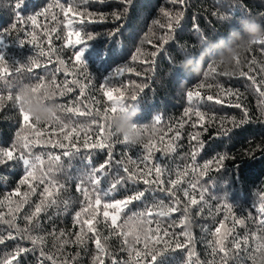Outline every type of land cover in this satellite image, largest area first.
<instances>
[{"label": "trees", "instance_id": "trees-1", "mask_svg": "<svg viewBox=\"0 0 264 264\" xmlns=\"http://www.w3.org/2000/svg\"><path fill=\"white\" fill-rule=\"evenodd\" d=\"M17 2L0 0V56L8 68L7 73L0 68V148L17 143L18 134L26 136L31 141V152L24 150L25 155L30 159L41 155L45 172L50 163L49 154L60 157L52 163L53 170L48 176L63 186L54 196L57 203L44 206L29 224L25 215L33 213L44 199L45 185L33 181L36 191L15 214V224L22 230L30 228L33 236H43L44 242L35 251L20 255L19 264H38L40 248L52 254L57 264L62 261L94 264L98 250L87 225H84L83 245L69 243L57 251L60 244L56 236L64 231L67 235L61 240H75L81 227L74 223L76 213H81L83 221L92 212V209L87 213L82 211L86 205L77 190L79 178L92 167L109 163V155L113 159L106 171L110 175L119 172L124 179L104 200L126 199L137 191L144 192L140 200L132 201L118 214L108 209L109 217L117 214V224L123 225L146 208L153 211L141 218L151 223H142L135 230L141 234L140 241L135 242V236L129 235L125 243L119 229L114 233L106 226L103 206H93L97 214L96 232L108 253L101 256L103 264L113 261L116 264H240L241 259L244 264H262L264 97L256 89L259 86L264 91V45L259 44L264 39L251 37L264 33V16L260 15L264 13V0H185L183 4L171 0H132L130 4L121 0H89L78 5L84 16L69 13L68 18L54 6L57 0H26L20 9L16 8ZM59 2L67 6L72 0ZM45 9L49 10L45 12ZM163 10L171 13V20ZM229 10L234 11L232 19L219 18L220 13ZM245 10H250L252 15H243ZM177 13L181 14L178 24ZM31 16L36 17L35 24L29 19ZM169 23L171 29L167 27ZM76 32L80 33L79 37ZM81 37L82 42H78ZM235 48L239 50L229 52ZM42 49L44 56L40 55ZM78 53L82 54V63L75 60ZM33 60L38 64H33ZM61 60L63 64L59 63ZM118 69L126 70L118 72ZM249 76L254 77L255 84ZM29 84L34 96L43 97V106L58 113L54 122L36 120L27 110L17 92ZM113 87L123 91L128 109L139 110L133 122L148 123L154 129L151 139L133 146L112 128L107 130L103 112L112 101L103 91ZM189 92L200 95L189 100ZM133 95L137 97L135 101L131 99ZM209 96L213 99L209 100ZM237 102L241 107L234 106ZM21 108L29 117L27 122ZM68 108L79 111H66ZM196 111L204 114L203 121L195 115ZM157 115L162 120L154 125ZM71 128L85 130L65 139L64 132ZM108 131L112 133L107 141L110 147H93V142L104 143L100 138ZM194 134H198V140L191 139ZM149 143L155 147L150 159L143 161V156L148 154L145 145ZM169 143L171 150H166ZM221 156L223 160L218 159ZM120 161L123 164L117 163ZM138 165L143 171L160 166L166 182L176 180L177 173H185L176 185V197L159 191L156 185L128 179L123 168L138 171ZM204 165L208 168L204 169ZM24 175L20 160L0 164V201L4 202L0 212L7 213L5 198L9 193L17 188L22 193L29 191L27 184L19 183ZM154 176L153 171L146 178L151 180ZM197 182V188L193 189L191 184ZM200 186L208 189L203 200ZM163 187L171 186L165 183ZM181 190H187L197 203L190 204ZM177 197L181 203L172 204ZM19 199L12 197L13 207ZM161 202L179 210L161 216L159 209L153 207ZM185 205L189 209L187 214ZM37 222L39 227L35 226ZM110 223L109 219L107 224ZM0 229L5 230L4 235L8 231L16 234L6 224H0ZM144 232L151 237L147 247ZM185 232L190 233V240ZM178 244L183 246L177 247ZM16 245L33 248L28 239L6 240L0 244V260L9 257ZM190 251L194 253L191 257ZM136 252L140 255L136 256ZM11 264H17V260H11ZM44 264L52 262L44 260Z\"/></svg>", "mask_w": 264, "mask_h": 264}, {"label": "snow or ice", "instance_id": "snow-or-ice-1", "mask_svg": "<svg viewBox=\"0 0 264 264\" xmlns=\"http://www.w3.org/2000/svg\"><path fill=\"white\" fill-rule=\"evenodd\" d=\"M26 0H18L16 4V8L20 9L24 6ZM89 0H72L71 3H69L67 6L65 4L60 3L59 0H57L56 4L54 5L55 7L60 8V10L64 13V16L66 18L69 17V13L74 14L75 16H84L85 13L82 12L79 9V4H86L88 3ZM100 2H103V0H100ZM123 3L130 4L132 0H121ZM172 3L176 4H183L185 0H171ZM53 7V5H49V8ZM49 9H45V12H47ZM234 13L233 10H229L228 12L220 13L219 18L223 17H230L232 19V14ZM43 14V13H41ZM163 14L168 17L170 20L172 19L171 13L167 10H163ZM89 17H91V13H87ZM243 15H252L250 10H245ZM260 15L264 16V13H261ZM19 18V17H18ZM119 18V17H117ZM181 18V14L177 13L175 17V23H179V20ZM29 19L32 21L33 24L36 22V17L31 16ZM71 23V20L69 19L68 21ZM169 29L172 28V23H169L167 25ZM78 37L80 36L79 32L75 33ZM91 36H88V39H91ZM35 39V37H33ZM164 39V42H166V38ZM83 38L81 37V40L78 42H82ZM259 44L264 45V41L259 42ZM139 52L140 50L137 49ZM41 56L45 55V52L43 49L40 52ZM154 55V54H153ZM82 54H76L75 60L77 63H82ZM135 59V57H133ZM239 62V60H237ZM33 64H38V61L33 60ZM60 64H63V61H59ZM0 68L3 69L5 73L8 72L7 66L4 64V58L0 56ZM30 70V69H29ZM126 69H118V72H123ZM17 72L20 71L19 68L16 69ZM210 71L215 72L214 68H211ZM241 75H245V73L241 72ZM249 79L253 80V83L255 84L256 81L254 77L249 76ZM55 81H53L54 83ZM40 85H38L39 87ZM259 94L264 97V91H261L259 86H257L256 89ZM116 92L117 96L114 98L113 93ZM103 94L108 97L110 101H112L111 105L106 106L104 112H103V117L104 120L107 124V130L111 129V119L121 111H124L127 107L128 104L124 103L123 101V91H121L120 88L118 87H113V88H106L103 91ZM230 95H233L235 93H227ZM188 99L191 100L193 96H199V92L192 93L189 92L188 94ZM238 95V94H235ZM133 101L137 99L135 95L131 97ZM209 100L213 99L212 96L208 97ZM217 103L220 101L217 100ZM235 107H241V104L237 102ZM66 111L72 112V111H79L78 109H73V108H68ZM245 116H247V109H244ZM21 114L23 116V120L27 122L29 120V117L25 114L23 109L21 108ZM185 115H188V110H186ZM195 115L199 118L200 121H203L205 119L204 114H202L199 111L195 112ZM162 117L157 115L154 117V125H159L161 123ZM63 127L67 128L70 127L69 125H64ZM195 127V124L193 125ZM63 130V129H62ZM85 130L84 128H71L70 131L64 132V138L68 139L69 136H71L73 133H79V131ZM37 135L39 133H36ZM99 134V132H98ZM112 133L108 131V134L105 136H102L100 139L101 141H104V143H99V142H93V147H105L109 146L107 145V141L110 138ZM179 133H176V136L178 137ZM191 139L193 140H198V134H194ZM18 142L11 145L8 148H0V164H6L9 161L12 160H20L22 161L24 168H25V175L23 178L19 181L21 185L27 184L29 191L27 192H21L19 188L14 190V192L9 193V195L5 198L7 203H8V209L7 213L0 212V224H6L8 228L15 229L16 234L14 235L12 231H8L7 235H4V229H0V244L4 243L6 240L10 239H16L17 237L21 239H28L31 241L33 244V248L27 249L23 248L20 245H16L14 251L10 254L9 257H6L2 260H0V264H11V260L16 259L17 264H19V260L17 259L20 255H22L25 252H32L36 250V246L43 244L44 242V237L40 235L33 236L31 234V229L30 228H25V229H20L16 226L15 221L17 219L16 213L20 210V208L27 202V198L31 193H34L36 191V186L33 183V181L37 182L38 184H43L45 185L43 188V195L44 199L41 201L40 205H37L35 207V210L31 214H26L24 219L29 222V224L32 223L34 217L41 213L42 208L46 205H54L57 203L56 199L54 198L55 194L59 191L62 185H58V183L55 181L54 178H50L48 176L49 172H52V163H55L60 159L59 156H54L49 154L48 160H49V167L47 172H45L42 168V165L44 164V160L41 155H36L32 157L31 159L29 158L28 155H25V151L27 150L28 153L30 154L31 152V141L28 140V138L24 135L18 134L17 137ZM125 142V141H124ZM161 142H163V137H161ZM58 146H63V145H58ZM194 146V147H198ZM155 147V145L149 143L145 145V149L147 150L148 154L143 156V161H148L150 159V153L152 149ZM166 150H171V143H169L168 148ZM18 153V154H17ZM65 155H68V153H64ZM113 157L111 155L108 156V162L110 163L112 161ZM192 159L195 160V151L193 152ZM219 160H223L224 157L221 156L218 158ZM135 163V161H131ZM89 163H91L89 161ZM109 163L101 164L98 167H92L88 172L84 173V175L79 178V183L77 186V190L81 193V195L84 197V202H85V207L82 209L83 212H89L90 209H92V212L89 214L87 218H85L83 221L80 220L81 213L77 212L75 217H74V223L75 224H80V231L75 234V240H70V239H60L61 237H65L67 234L64 231H60L59 234L56 236L57 241H59L60 247L57 249V251H62V246L69 244V243H76L78 245H83L86 243V233L84 229V225H87V232L93 233L92 239H94L96 248L98 250V254L93 258L94 259V264H103V261L101 260L102 255H107L108 253L106 252L105 246L101 243V239L99 235L96 232L95 228V222H96V212L93 206L99 207L103 206L104 212H103V217L105 218V223L106 226L111 227L114 230V233L117 232V229H119L118 234L123 236L124 242L127 243V237L129 235H134L135 236V242H139L141 239V234L137 233L135 230L138 228L142 223H151L150 220H142V217L150 216L152 214L153 209L152 208H146L144 212L139 213L135 215L134 217H130L123 225H118V213L122 212L125 207L129 203H131L134 200H140L144 196L143 191H137L135 194L127 197L126 199H120V200H115V201H105L104 198L108 197L111 195V193L117 189V186L120 185L123 181V177L120 176L119 172H117L114 175H110L106 169L109 167ZM118 164H123V161L117 162ZM139 169V165L137 166ZM208 165H204V169H207ZM123 171L125 173H128V179L133 180L134 182H142L145 185H156L157 189L162 192H166L169 196L176 197V185L180 184L181 180L180 177L184 175L185 173H177V179L176 180H168L167 182L163 179L164 175V169H162L160 166L154 165L153 167L147 168V171H143L142 169H139L138 171H131L127 167L123 168ZM153 171L155 172V176L149 180L146 177L151 176ZM193 171H195V166L193 167ZM202 174V173H201ZM167 183L171 187L165 188L163 185ZM102 184H107V187H101ZM197 183L191 184V187L193 189L197 188ZM183 191V195L185 197L189 198V203L190 204H196L197 200L192 199L190 196V193L187 190H181ZM208 191V189L204 186H200V199L203 200L204 193ZM19 197L20 199L15 202V207H13V201L12 197ZM4 202L0 201V205H2ZM181 203L180 199L177 197L172 200V204L174 205H179ZM154 208L159 209V215L164 216L168 215L171 212L179 210L176 207H171L168 205H164L163 202H161L158 205H154ZM227 207V205H225ZM108 209H113L117 214L112 215L109 217V212L107 211ZM189 211L187 205L184 206V212L187 214ZM228 211H231V208H228ZM261 212H264V202H262ZM10 217V218H6ZM187 215H185V220L187 219ZM110 219L111 223L110 225L107 224V221ZM36 227H39V224L35 225ZM126 230V231H125ZM159 230V226H157V230ZM148 232H152V229H148ZM220 231L219 228L216 229V232L218 233ZM164 235L166 236L167 233L165 232ZM185 236L191 239V235L188 232L184 233ZM144 239H145V247H147V241L151 239L150 236H148L147 232H144ZM159 239V237H157ZM183 245L178 244L177 247H182ZM236 247L239 248V243L236 244ZM259 249V246H257V250ZM215 251V249H213ZM221 251H224L223 248H221ZM136 256H139L140 253L136 252ZM147 254V253H146ZM194 255L193 252H189V256L191 257ZM227 255V252L225 253ZM38 259V264H44V260H50L52 264H57L56 258L49 253H45L43 248H40V256L37 258ZM153 259H155V255L153 254ZM254 259V257H253ZM61 264H67V261H62ZM113 264H116V261H113ZM240 264H244L243 259H241Z\"/></svg>", "mask_w": 264, "mask_h": 264}, {"label": "clouds", "instance_id": "clouds-1", "mask_svg": "<svg viewBox=\"0 0 264 264\" xmlns=\"http://www.w3.org/2000/svg\"><path fill=\"white\" fill-rule=\"evenodd\" d=\"M251 39H264V33L252 36ZM238 50V48L229 49V52ZM31 89L32 85H24L17 92L22 98L27 110L32 113L33 118L36 120L41 122H54L58 115L56 110L54 108L44 107L43 97L34 96ZM138 114V109L132 110L126 108L124 111L118 112L110 121L114 133L120 136L123 141L133 146L142 144L145 140L151 139L154 136V129H150L148 123L133 122L134 117ZM262 264H264V258H262Z\"/></svg>", "mask_w": 264, "mask_h": 264}]
</instances>
